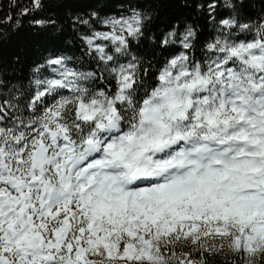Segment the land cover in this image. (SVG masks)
Segmentation results:
<instances>
[{"label":"snow or ice","instance_id":"1","mask_svg":"<svg viewBox=\"0 0 264 264\" xmlns=\"http://www.w3.org/2000/svg\"><path fill=\"white\" fill-rule=\"evenodd\" d=\"M226 7L210 55L173 56L143 95L137 58L96 43L127 56L146 19L133 12L83 37L114 91L57 56L26 116L0 103V264H205L177 248L217 241L246 264L264 258V17Z\"/></svg>","mask_w":264,"mask_h":264},{"label":"trees","instance_id":"2","mask_svg":"<svg viewBox=\"0 0 264 264\" xmlns=\"http://www.w3.org/2000/svg\"><path fill=\"white\" fill-rule=\"evenodd\" d=\"M228 2L230 0H41V7L36 8L34 0H0V103L7 100L16 104L26 116V105L36 91L35 80L51 76L47 60L57 56L66 57L70 68L103 76L95 86L114 91L115 80L83 37L96 31H109L103 23L105 20L128 18L133 12H139L146 19L139 38H129L127 56L116 54L115 46L108 41L96 43L105 45L106 52L118 57L119 63L126 64L133 56L137 58L143 81L139 86L140 95H143L145 88L155 86L158 70L173 56L183 51L193 61H204L210 55L206 46L218 35L219 21L232 14V9L226 7ZM231 2L236 4L245 22L264 17V0ZM210 3L215 5L214 11L209 9ZM188 29L193 36L191 48L186 50L181 39ZM169 32L176 35L164 45L162 42ZM145 68L150 69L147 76ZM64 94L67 95V91ZM181 250L190 252L198 261L205 258V264H246L245 258L227 247L220 250L218 241L213 253L202 254L191 245L177 248L178 252ZM254 264H264V258L257 257Z\"/></svg>","mask_w":264,"mask_h":264}]
</instances>
